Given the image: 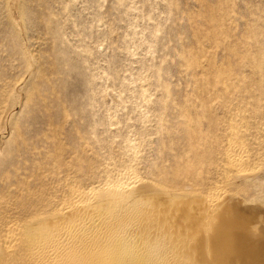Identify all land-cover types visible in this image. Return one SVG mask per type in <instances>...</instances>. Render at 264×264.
I'll return each mask as SVG.
<instances>
[{
  "label": "rangeland",
  "instance_id": "374dc122",
  "mask_svg": "<svg viewBox=\"0 0 264 264\" xmlns=\"http://www.w3.org/2000/svg\"><path fill=\"white\" fill-rule=\"evenodd\" d=\"M18 1L0 0V219L75 173L216 182L229 117L264 131V0Z\"/></svg>",
  "mask_w": 264,
  "mask_h": 264
},
{
  "label": "bare ground",
  "instance_id": "6f19581e",
  "mask_svg": "<svg viewBox=\"0 0 264 264\" xmlns=\"http://www.w3.org/2000/svg\"><path fill=\"white\" fill-rule=\"evenodd\" d=\"M242 110L228 119L218 181L170 186L124 168L87 187L65 175L23 217L0 219V264H264V131Z\"/></svg>",
  "mask_w": 264,
  "mask_h": 264
}]
</instances>
